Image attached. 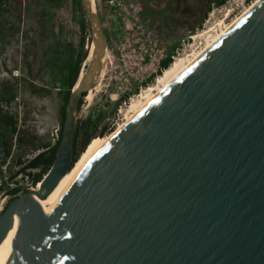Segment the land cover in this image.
I'll use <instances>...</instances> for the list:
<instances>
[{
    "label": "water",
    "instance_id": "1",
    "mask_svg": "<svg viewBox=\"0 0 264 264\" xmlns=\"http://www.w3.org/2000/svg\"><path fill=\"white\" fill-rule=\"evenodd\" d=\"M81 7L94 82L69 97L38 199L29 187L0 203V243L12 222L22 234L0 264H264V2L39 215L73 166L78 109L104 79L98 20Z\"/></svg>",
    "mask_w": 264,
    "mask_h": 264
},
{
    "label": "rangeland",
    "instance_id": "2",
    "mask_svg": "<svg viewBox=\"0 0 264 264\" xmlns=\"http://www.w3.org/2000/svg\"><path fill=\"white\" fill-rule=\"evenodd\" d=\"M75 1V5L74 0H56L55 4L47 0L0 2V110L16 118V136L24 140L19 143L14 138L10 156L4 159L0 139V184L4 183L0 203L9 200L14 188L33 187L34 190L39 182L30 183L26 176L14 177L11 181L8 178L42 151L43 145L53 144L57 138L66 61L70 54L74 60L80 51L77 20L81 13L83 18L84 15L81 0ZM207 2L209 0H98L97 7L94 0L102 33L104 30L108 36L106 38L103 33L107 53L105 73L98 93L92 102L78 109L76 118L84 119L88 115L94 118L100 112L104 119L96 137L104 126L105 132L99 143L92 142L89 155L118 129L124 114L130 112L132 106L139 102L138 110L147 101L146 89L136 97L139 91L123 68L121 58L126 62L127 57H131L130 63L136 62L142 46L151 38L169 52L178 50L179 56L185 53V56L197 55L206 46L205 38L216 35L213 31L215 22L223 17L226 8L234 10L224 20L225 28L242 12L239 13V3L230 2L221 11L211 3V10L214 9L208 12L211 16L208 18L207 13L202 19L203 10L200 9ZM79 7L81 10L76 12ZM197 24L198 28L189 32L191 26ZM209 27L212 30L198 36L194 42H187L189 35ZM81 49L84 53L89 52L88 35ZM85 62L81 72L86 68ZM124 91L131 99L123 98Z\"/></svg>",
    "mask_w": 264,
    "mask_h": 264
},
{
    "label": "bare ground",
    "instance_id": "3",
    "mask_svg": "<svg viewBox=\"0 0 264 264\" xmlns=\"http://www.w3.org/2000/svg\"><path fill=\"white\" fill-rule=\"evenodd\" d=\"M264 0H253L250 4L243 6L242 12L234 18L231 23L225 28L223 26L224 20L230 16L229 14L233 13V9H230L229 7L226 8L224 15L221 19L216 20L215 27L213 28V31H216V35L211 38L210 36H207L205 38L206 46L204 49L199 52L197 55L189 54L185 56V54L178 56L171 64L170 66L162 72L161 75L158 76V78L155 80V82L152 85H149L145 91V96L147 98L146 102H143L141 107L136 110V108L139 105H136L135 107L132 106L131 111L126 112L123 116V122L122 124L116 129V132L111 135L109 138H107L101 146H99L97 149H95L90 155L80 159V161L77 163V165L74 167V169L65 176L63 182L57 186L52 192H50L46 200L44 202V208H42L39 211L40 213L54 200V198L62 192L87 166L88 164L93 160V158L112 140L114 139L122 130H124L136 117H138L151 103H153L160 95H162L170 86H172L176 81H178L188 70H190L201 58H203L218 42H220L236 25H238L241 21H243L249 14H251L257 7H259ZM90 3V9L92 11V15L95 18L96 22L98 20V32L96 34V41L101 45L102 51H103V66L106 58V47H105V39L102 35V29L101 25L99 23L98 15H97V9L94 5V0H89ZM244 9V10H243ZM232 11V12H231ZM211 16V14L209 15ZM208 22V21H207ZM212 30L211 27L209 29H205L204 31L197 33L193 35V40L200 36L206 34L207 31ZM200 41V40H199ZM202 42V41H200ZM194 49L193 51H195ZM191 51V52H193ZM190 52V53H191ZM93 56L91 52L89 51L88 57L85 62V70L82 71L79 75L78 81L73 87V90L70 93L71 100L76 101L81 97L82 94L86 92V90L89 89V87L94 82V76H93ZM133 102H135L133 100ZM76 120V118H75ZM74 120V122H75ZM102 137L99 135L92 138V142L99 143L101 141ZM74 165V164H73ZM72 168V167H71ZM71 170V169H70ZM48 179V176L46 175L44 177V181ZM43 181V180H42ZM40 181V187L37 190V193L35 194V197L33 200L38 199V195L40 194V191L42 189L43 182ZM19 211H22V207L18 208ZM21 232L19 229V226L17 222H12L10 224V232L4 235L3 240L0 243V258L9 250V248L19 239L21 236Z\"/></svg>",
    "mask_w": 264,
    "mask_h": 264
},
{
    "label": "trees",
    "instance_id": "4",
    "mask_svg": "<svg viewBox=\"0 0 264 264\" xmlns=\"http://www.w3.org/2000/svg\"><path fill=\"white\" fill-rule=\"evenodd\" d=\"M2 0H0L1 2ZM48 2L55 4L56 0H47ZM97 7H98V0H96ZM226 0H209L207 2L203 9V16L202 19L205 18L206 14L211 10V3H214L217 7L223 5ZM76 1L74 0V5ZM81 10V7L76 8V12H79ZM101 10L98 9V14L101 15ZM77 25L80 32V51L76 58L73 60L72 54H70V57H68V60L66 61V68H65V75L63 76L61 86L62 89L60 90V96L62 101V106L60 110V117L62 119V115L64 112V108L69 100L71 90L74 84L77 83L79 75L81 73L82 67L84 62L86 61L88 57V53H84L82 51L83 42L84 39L87 37V27L84 21V18L82 16V13L79 17V20H77ZM195 28H198L197 25H192L189 29V32L193 33V30ZM104 36L108 38L107 33L103 30ZM171 61H163L161 63L162 69L166 70L168 66L170 65ZM76 82V83H75ZM83 95V94H82ZM81 95V96H82ZM11 97L10 99H12ZM4 99V98H3ZM9 99V100H10ZM120 99L115 104L113 111L117 109V105L119 104ZM104 117L99 112L97 113L96 117H92V115L86 116L84 119L77 118L73 127V138H74V151L72 156V164H74L71 168V170L68 172V174L74 169V167L77 165V163L85 157L86 155H89V149L92 145V141L90 140L96 136L98 133L99 127L101 122L103 121ZM61 122V121H60ZM116 132V130L106 137L109 138L111 135H113ZM17 120L16 118L9 116L6 112H2L0 110V139L3 145V153H4V159H7V157L10 156L11 146L13 139L19 143H24V140L20 137H17ZM16 136V137H15ZM60 140V130H58L57 138L54 141L53 144H45L42 147V151L37 153L33 158L27 161V163L19 168L11 177L8 179L11 181L14 177L17 176H23L27 177L30 183H38L40 182L43 177L49 172L51 169L56 152L58 149ZM90 142V143H89ZM3 182L0 184V192L3 190ZM40 187V183L37 184V186L34 188V195L32 196V199H34L35 194L37 193L38 188ZM24 187H18L11 190V195L9 196V200L17 197L20 193L24 192Z\"/></svg>",
    "mask_w": 264,
    "mask_h": 264
},
{
    "label": "built area",
    "instance_id": "5",
    "mask_svg": "<svg viewBox=\"0 0 264 264\" xmlns=\"http://www.w3.org/2000/svg\"><path fill=\"white\" fill-rule=\"evenodd\" d=\"M252 1L253 0H232V1L227 0L225 1L226 2L225 5L223 4L219 7L216 6L217 7L216 9L221 11V9H223L230 2L235 3V4L239 3L238 8H240L239 10V13H240L243 6L250 4ZM213 10L214 9L212 8L211 12ZM209 15L210 13H208V18H209ZM236 15H233V16H236ZM207 21L208 19L206 20V22ZM202 39L204 40V38ZM189 40L194 42L193 34L187 37V42H189ZM178 56H179L178 50H176L175 52H172V51L169 52L167 51L166 48L160 47L157 43V40L151 38L148 40L147 45L142 46V50L140 51L138 56L135 58L136 62L130 63L129 59L131 57H127L128 61L126 62L121 58V61L123 62V65H122L123 68H125L126 71H128L127 74L135 82L136 87L139 91L136 94V97L139 96L145 89H147L149 85H152L155 82V80L158 78V76L162 74L164 69H162L161 63L163 61H171L172 63ZM122 96L124 99H126V96H128L127 99H131L127 91H124ZM122 103H125V100H123Z\"/></svg>",
    "mask_w": 264,
    "mask_h": 264
},
{
    "label": "flooded vegetation",
    "instance_id": "6",
    "mask_svg": "<svg viewBox=\"0 0 264 264\" xmlns=\"http://www.w3.org/2000/svg\"><path fill=\"white\" fill-rule=\"evenodd\" d=\"M204 7H205V5L204 6H202V8L200 9L201 11L204 9Z\"/></svg>",
    "mask_w": 264,
    "mask_h": 264
}]
</instances>
